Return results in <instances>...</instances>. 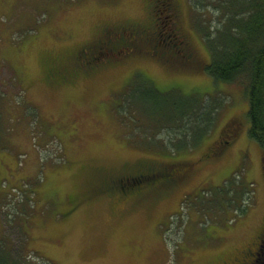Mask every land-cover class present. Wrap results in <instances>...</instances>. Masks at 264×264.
Listing matches in <instances>:
<instances>
[{
  "label": "rangeland",
  "instance_id": "obj_1",
  "mask_svg": "<svg viewBox=\"0 0 264 264\" xmlns=\"http://www.w3.org/2000/svg\"><path fill=\"white\" fill-rule=\"evenodd\" d=\"M168 1L0 0V246L8 254L36 264H233L264 245V148L249 134L246 75L215 82L206 69L210 44L239 35L237 18L254 0ZM155 18L160 35H143ZM105 27L141 32L135 50L114 34L109 47L119 51L90 61ZM162 29L174 46H164ZM190 55L193 65L183 61ZM138 72L145 77L135 83ZM145 80L200 103L165 119L172 110L147 100ZM206 108L194 143L193 121ZM224 141V155L207 157ZM140 163L171 168L177 184L133 202L132 179L118 180Z\"/></svg>",
  "mask_w": 264,
  "mask_h": 264
},
{
  "label": "trees",
  "instance_id": "obj_2",
  "mask_svg": "<svg viewBox=\"0 0 264 264\" xmlns=\"http://www.w3.org/2000/svg\"><path fill=\"white\" fill-rule=\"evenodd\" d=\"M170 3L171 1L166 0V6H168ZM257 3L259 2H256V0H254L252 5L253 7L247 6L250 13L245 15V18H243L244 16L237 18L235 27L238 29L240 27L241 33L239 31V35H234L227 32V42L225 41L221 45L209 43L212 48L213 56L211 62L206 66V69H208L215 82L219 80L234 81L245 73L247 79L246 83H248L246 86L247 94L250 100L249 115L251 118V125L249 134L252 138L258 140L264 148V2L259 3L260 8ZM254 8H256V11H253ZM174 18L175 16L172 15L171 19L173 21V24H169L171 26L169 32L178 36L179 33L177 32L180 29V25L177 23V21H175ZM155 21L158 22L157 20ZM127 24H130V22H128ZM127 24H119L117 27H122ZM150 27H152V23L145 29H148ZM162 27L164 26L162 25ZM140 31L143 33V35H151L150 30L143 31V28H141ZM141 32H138L132 28H120L118 30L115 29V31H110L109 27H105L101 34L103 36L98 40V44L104 45V47L102 49H97L96 51H94L93 56L92 54H90L91 56L88 57V59L90 58V61H96L101 60L103 57L107 56L109 52H115L114 54H116L119 49H117V51H113L109 47V44H111L110 36L114 34L115 38L120 41L121 44L119 45L121 46V48L125 47V44L128 45L131 43V45L129 46L131 49L130 51H134L135 48L132 46V44H135L136 41L133 43V40H135V37L142 34ZM162 32L165 33V38L167 39L163 41L164 46L167 48L174 46L173 42L171 43L170 39L167 38L171 34H169L168 31H164L163 29L161 31V34ZM250 39V42H252V44L250 43L251 45L247 43V41ZM177 42L180 47H183V42L181 41L180 37ZM178 44L176 45V47L178 46ZM168 59L170 58L168 57ZM183 61L187 62V64L189 65L195 64V59L191 55L188 58L183 59ZM57 70L58 68L54 64L49 66L50 73ZM139 76L145 77L142 73L138 72L135 76L136 78H134L133 80L135 83H137V77ZM145 90L151 91V94H149L147 100L153 102L154 107L159 108V111H161L162 113L166 112V108H170L172 110V112L169 111L170 114L166 112L167 115L165 116V119L168 120H173L174 118L177 119L181 116H185L188 111H190L191 109L193 110V108L200 103L199 101H193L194 97H183L181 95H178V91H173L172 89L171 91L175 92V95H173V93L169 95L167 94L168 92L163 91L156 85L152 86L150 82L146 80L145 85L141 87L140 91L142 93ZM131 101H134V97L132 95ZM205 110L206 112L204 113L203 118L201 116V119L198 118V122L193 121L192 127L194 126V123H196L194 126L196 128L193 129V132L196 129H199L200 132L199 136H197L198 131L193 133L192 140L195 141L194 143H197V141L200 139L203 130L205 129L208 122L206 118L209 114V111L208 108H206ZM140 165L143 166L145 164L140 163ZM161 170L166 169L161 168ZM139 173L140 170L131 172V174L134 175L131 177V186L135 184L133 188H130L131 190L145 184L146 179L149 177V174L144 173V175H139ZM149 192L145 194L146 198H148ZM263 242L264 240L262 241V243ZM2 246H0V264H36V262L29 261L28 257H26L25 255L17 256L15 254H8L9 250H7V247H4V245ZM262 247H264V245L260 244L259 250L256 253V259L258 255L260 256V254H262L264 257V248ZM262 249L263 251L260 252Z\"/></svg>",
  "mask_w": 264,
  "mask_h": 264
},
{
  "label": "flooded vegetation",
  "instance_id": "obj_3",
  "mask_svg": "<svg viewBox=\"0 0 264 264\" xmlns=\"http://www.w3.org/2000/svg\"><path fill=\"white\" fill-rule=\"evenodd\" d=\"M154 6H156V4L154 5ZM172 10V9H171ZM156 20V19H155ZM155 20H152V27H150V28H148V29H145V31L146 30H150V32H151V34H154V35H160V29H159V27H158V22H156ZM126 49H127V47H126ZM96 51V50H95ZM156 54H157V56H159V57H161V58H164L165 59V57H164V54L163 53H161L160 52V50H159V48H157V51H156ZM168 55V54H167ZM106 57V56H105ZM104 58V57H103ZM94 61V60H93ZM96 66H98V65H96ZM229 141H224V142H222L221 143V145L222 146H224V148L223 147H221L220 149H217L216 151L215 150H213V152L211 153V152H209L208 154H207V157H216V156H222V155H224L225 154V152L227 151V149L229 148L228 147V145H229ZM144 167H143V169L142 170H140V173H139V175H141V174H143L144 175V173L145 174H149V178H152V180L151 181H149L146 185H144V187H143V189L142 190H137V189H128L127 188V186H126V189L127 190H129V191H133L132 193H128L129 194V197L132 199V201L133 202H137L139 199H141V198H146V193H148L149 191H153V193H156V188H157V186H159V185H162V184H164V183H169V182H174L175 184H174V186L177 184V181H178V178H177V176H176V174L175 175H173L172 173L173 172H170V173H168V171H172V169L171 168H168V167H166L165 169L166 170H153V169H158V168H162V166L161 165H159V166H157V168H153V166H149L148 167V165L147 164H145V165H143ZM189 167V166H188ZM150 168L152 169V171L150 170ZM163 169V168H162ZM161 171H165L167 174L165 175V176H163L162 177V175H159L160 173H161ZM139 175H137V176H139ZM132 176H134V175H132L131 173L130 174H128V175H125V176H123V177H121V178H119V180H118V182L120 183H122L123 184V179H130ZM113 184H115L116 185V182L115 183H113ZM124 185V184H123ZM113 187V188H112ZM114 187L115 186H110L109 188H110V192H113V193H116V194H119L120 196L122 195V196H125V194H124V192H119V191H117L118 190V187H117V189H114ZM119 188H121V187H119ZM122 189V188H121ZM153 196H155V195H153ZM257 251L258 250H256L255 251V254L257 253ZM254 253H252V254H249L247 257H248V259L246 260V261H243V262H239L238 260L236 261V262H234L233 264H253V260L255 259V258H253V256L255 255ZM256 256V255H255ZM252 258H253V260H252Z\"/></svg>",
  "mask_w": 264,
  "mask_h": 264
}]
</instances>
